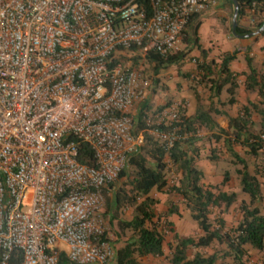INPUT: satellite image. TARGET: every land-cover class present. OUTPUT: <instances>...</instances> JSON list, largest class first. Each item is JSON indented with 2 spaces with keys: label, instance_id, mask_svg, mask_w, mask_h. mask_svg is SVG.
<instances>
[{
  "label": "built area",
  "instance_id": "built-area-1",
  "mask_svg": "<svg viewBox=\"0 0 264 264\" xmlns=\"http://www.w3.org/2000/svg\"><path fill=\"white\" fill-rule=\"evenodd\" d=\"M208 2L0 0V264H55L57 243L75 264L112 258L102 189L142 143L130 109L147 86L112 52L177 50ZM179 123L172 104L145 130L168 150L189 136Z\"/></svg>",
  "mask_w": 264,
  "mask_h": 264
},
{
  "label": "trees",
  "instance_id": "trees-1",
  "mask_svg": "<svg viewBox=\"0 0 264 264\" xmlns=\"http://www.w3.org/2000/svg\"><path fill=\"white\" fill-rule=\"evenodd\" d=\"M145 8L149 7V0H137ZM232 13L233 3L224 0ZM237 25L233 28V36H244L264 22V0H236ZM253 2V4H251ZM247 11H252L247 26L238 25V19ZM198 13L190 14L182 31V48L161 55L155 51L143 52L144 58L151 64L156 74L170 65H177L193 48L199 49V57L195 60L194 80L206 85L210 91V98L218 97L222 88L228 95L226 103L234 102V89L236 87L235 74L229 69V62L235 58L237 49L223 52L219 62L214 63L207 59L206 52L200 48L196 30L199 25ZM264 35V29L258 33ZM135 49V48H130ZM247 71L244 75V89L256 91L257 101L241 106L234 117H227L226 128H219L209 114V110L197 106L195 111L185 116L183 109L178 107L180 113V129L189 133L187 139L173 142L168 150L145 130V119L148 108L138 112L133 117V132L141 131L142 143L128 158L127 165L118 175L122 179L106 184L102 189L104 211L111 208L108 223L115 220L118 231V240L121 235L125 239L114 248L113 258L115 264H144L139 258L145 256L160 257L159 264H218L220 258L229 257L232 264H264V213L262 212L263 194L259 177L264 176L261 170L264 164V77L250 66V58L245 55ZM129 67H136L135 57H131ZM115 58L112 62H116ZM158 106L157 108H161ZM220 113V112H218ZM258 116V127H251V115ZM203 131V135H198ZM210 132L209 135L206 132ZM214 138L221 139L225 152L229 155L231 163L238 165L235 173L238 176L240 189L247 199L240 200L237 206L239 217L234 226L226 228L220 215L225 212L236 199L233 191H212L214 187H203L200 183L201 170L196 166L197 145L199 140ZM240 144L246 148L249 155L255 158L253 169L248 170L245 159L235 150L234 145ZM76 158L80 163L92 164V152L86 143L76 142ZM217 149L213 148L207 156L216 158ZM170 163L178 175L176 184L168 186L165 179V168ZM223 175L221 184L226 180ZM217 187V186H215ZM168 191L180 197L190 219L198 228L195 236L172 235V243L168 244L169 252L164 255L162 250L163 233L169 229L166 216L176 212V207L169 204L167 210L161 214L155 213L157 199L150 195L151 190ZM111 193V196H108ZM130 208L129 218H117L119 208ZM215 211L213 218L209 217L211 210ZM103 215H105L103 213ZM217 242L223 244L222 250L206 253L204 248ZM187 249H192L190 256ZM254 249L262 257L250 260L248 250ZM55 264H75L70 262L63 250H59Z\"/></svg>",
  "mask_w": 264,
  "mask_h": 264
},
{
  "label": "crops",
  "instance_id": "crops-1",
  "mask_svg": "<svg viewBox=\"0 0 264 264\" xmlns=\"http://www.w3.org/2000/svg\"><path fill=\"white\" fill-rule=\"evenodd\" d=\"M251 13L252 11H247L240 16L238 25L247 26L250 23L249 17ZM231 17L232 13L230 14V7L227 2L224 0H209L206 8L198 13L199 25L196 34L200 48L206 52L207 59H212L214 63L219 62L221 53L231 52L234 49L238 50L235 58L231 60L228 65L229 69L236 76V87L233 95L235 99L234 102L231 104L226 103L228 95L225 91V87L221 89L217 98H210L208 87L204 85V83L199 84L194 80L195 60L199 57V49L193 48L181 63L170 65L166 69H163V107L176 104L177 107L183 109L185 116H189L195 111L197 106H201L203 109L209 110V114L216 125L224 129L227 126V117L236 116L241 106L247 105L249 102L257 101L258 97L256 91H246L244 89V75L242 73L247 71L244 58V56L247 55L250 58V66L264 77V35L233 36L231 30ZM183 46L184 43L181 42L179 48ZM158 106L157 104L154 106V102L152 103L150 96L146 94L141 100L133 104L130 109V114L132 117L136 118L140 109L145 110L148 108L146 114V118H148L152 112L155 111L154 108L156 109ZM251 123V127L257 129L258 116L255 113L251 115ZM209 133L210 132H206L208 135ZM137 134H141V131H138ZM196 145L198 150L195 164L202 173L200 179L202 186L211 188L214 186L212 191H233L236 193L235 201L220 215L224 221L225 227L230 228L235 225L239 217L237 211L238 203L242 199L246 200L247 196L240 189L238 176L235 170L234 173L231 174L227 173L225 170L220 171V169H217L216 161L218 160L231 163L229 155L222 146L221 139L215 140L214 138H208L206 140H199ZM213 148L217 149L218 156L209 159L207 156ZM234 150L245 159L248 170L251 171L255 158L249 155L246 148L240 144L234 145ZM233 165L235 169L239 167L238 165ZM261 170L264 171V164H262ZM224 174H226L227 177L221 184L220 182ZM258 180L260 181L263 194L262 210L264 212V176L259 177ZM150 195H153V197L157 199V203L155 204L156 209L161 206L164 212L167 210L169 204L176 207V212L166 216V220L169 222L170 233H175L179 236H188L191 229L197 228L196 223L190 219L180 198L177 199L178 197L172 195L171 192L156 191L154 189L151 190ZM171 243L172 241L170 244ZM209 248L211 249H206L207 253L220 251L224 248V245L214 242ZM162 250L164 255L169 252L168 250L164 251L163 246ZM191 251L193 252L192 249ZM189 252L190 249H187L186 253L188 256L191 255ZM248 253L255 254L256 251L254 249H249ZM145 257L151 256L148 255ZM145 257L141 258V262H145ZM256 259L258 258L250 257L252 261ZM217 263L232 264L229 257L220 258Z\"/></svg>",
  "mask_w": 264,
  "mask_h": 264
},
{
  "label": "rangeland",
  "instance_id": "rangeland-1",
  "mask_svg": "<svg viewBox=\"0 0 264 264\" xmlns=\"http://www.w3.org/2000/svg\"><path fill=\"white\" fill-rule=\"evenodd\" d=\"M112 57L115 58L118 62H120L126 66H129L131 63L130 58L135 57L136 67L134 69L139 73V75L142 78H144L147 81V86L145 89V95L144 96H146V94L149 95L152 103L154 102V106L157 104V105L163 107V70L155 74L151 68V64L144 58L142 53L136 49H115L112 52ZM187 57H189V56H187ZM165 94L169 95L168 93H165ZM154 110L156 111V110H158V108H156V109L154 108ZM199 133H200V135H202V131H199ZM216 165H217V169H220V171L225 170L227 173H231V174L234 173L235 167L232 163L225 162L223 160H218V161H216ZM165 179H166L168 186H172V185L176 184L177 179H178V175L175 173L174 168L170 163H167V166L165 168ZM120 181H122V179H118L117 183H119ZM171 194L174 196H177L178 197L177 199L180 198L178 195H175L172 192H171ZM108 196H111V193H108ZM151 196H153V195H151ZM101 205H102L101 208L103 210V213L105 214L103 220L109 226V233L111 235V242H112V247H113V251H114V248L118 247L120 245V242L125 239V235H121V241L120 242L115 241V240H118L117 239L118 238V231H117V228L115 225V220H113L112 223H108V217H109V214L111 212V210H110L111 208H108L107 212L104 211V208H105L104 207V200L102 201ZM161 208H162L161 206H159L157 209L155 207V213L161 214L163 212V210ZM129 212H130V208H123L122 207V208L118 209L116 216H117V218L127 219V218H129ZM262 212H263V210H262ZM214 216H215V211L212 209L210 212V217L213 218ZM197 233H198L197 228L191 229L189 231L188 235L195 236ZM172 235L173 234L170 233L169 229H166L164 231L163 242H162V246L164 248V251H166V250L169 251L168 244H170V242L172 241L171 240ZM54 245H56L60 250H63V251L66 250V246L63 243H57ZM206 249L209 250L211 248H209V247L204 248L203 251L206 252ZM191 253H192V251L190 249L189 254H191ZM167 254H165V255H167ZM248 256L249 257H257V258L262 257V255L258 252H256L255 254L250 253ZM139 261H142L141 258H139ZM162 261H163V255L160 257H145L144 264H159ZM90 264H99V263H90ZM105 264H115L113 256Z\"/></svg>",
  "mask_w": 264,
  "mask_h": 264
},
{
  "label": "water",
  "instance_id": "water-1",
  "mask_svg": "<svg viewBox=\"0 0 264 264\" xmlns=\"http://www.w3.org/2000/svg\"><path fill=\"white\" fill-rule=\"evenodd\" d=\"M233 3V9H232V17H231V30L233 31V28L237 25V11H238V7H237V2L236 0H231ZM264 29V22L262 23V25L258 28L253 29L250 33L246 34V36H253V35H257L258 33H260L262 30Z\"/></svg>",
  "mask_w": 264,
  "mask_h": 264
}]
</instances>
